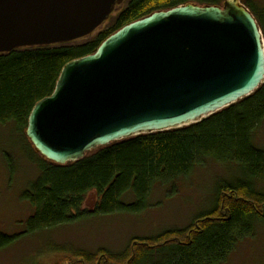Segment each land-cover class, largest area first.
Instances as JSON below:
<instances>
[{"label":"trees","instance_id":"obj_1","mask_svg":"<svg viewBox=\"0 0 264 264\" xmlns=\"http://www.w3.org/2000/svg\"><path fill=\"white\" fill-rule=\"evenodd\" d=\"M224 1L125 0L105 22L112 20L111 25L93 38L0 54V126H10L26 141L28 116L37 102L52 94L62 68L94 54L124 26L181 5L222 6ZM242 4L264 38V6L251 0ZM263 124L264 83L249 97L197 124L115 142L66 165L45 160L26 141L37 175L27 182L20 199L32 214L22 224V233H0V250L23 236L67 224L144 213L152 208L155 193L173 198L182 180L213 164L233 174L218 179L209 210L195 215L186 226L133 237L119 251L78 249L72 255L79 264H93L95 259L101 264H225L264 222V149L255 141ZM91 192L98 201L90 213L82 206Z\"/></svg>","mask_w":264,"mask_h":264},{"label":"water","instance_id":"obj_2","mask_svg":"<svg viewBox=\"0 0 264 264\" xmlns=\"http://www.w3.org/2000/svg\"><path fill=\"white\" fill-rule=\"evenodd\" d=\"M124 1L0 0V54L88 38ZM263 83L264 38L242 0L181 5L67 63L32 108L25 136L45 160L66 165L115 142L197 124Z\"/></svg>","mask_w":264,"mask_h":264},{"label":"rangeland","instance_id":"obj_3","mask_svg":"<svg viewBox=\"0 0 264 264\" xmlns=\"http://www.w3.org/2000/svg\"><path fill=\"white\" fill-rule=\"evenodd\" d=\"M251 1L264 6V0ZM111 22L99 29L108 28ZM99 29L89 37L96 36ZM26 141L10 126H0V233L6 235L22 233L25 230L22 224L32 214L31 207L20 199L27 182L37 175L30 153L24 147ZM255 141L264 149V124ZM232 174V170L210 164L182 180L173 198H165L162 192L155 193L150 200L152 208L144 213L88 219L23 236L0 250V264H79L72 255L78 249L91 253L99 248L119 251L133 237L155 236L164 230L184 227L195 215L209 210L216 182ZM97 201L94 192L87 194L82 209L93 212ZM93 264L101 262L95 259ZM225 264H264V222L257 226L254 237L241 243Z\"/></svg>","mask_w":264,"mask_h":264}]
</instances>
